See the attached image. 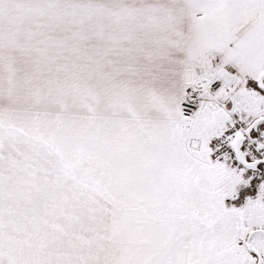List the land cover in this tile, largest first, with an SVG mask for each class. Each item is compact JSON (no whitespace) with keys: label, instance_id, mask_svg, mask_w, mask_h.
<instances>
[{"label":"snow or ice","instance_id":"snow-or-ice-1","mask_svg":"<svg viewBox=\"0 0 264 264\" xmlns=\"http://www.w3.org/2000/svg\"><path fill=\"white\" fill-rule=\"evenodd\" d=\"M0 264H264V0H0Z\"/></svg>","mask_w":264,"mask_h":264}]
</instances>
